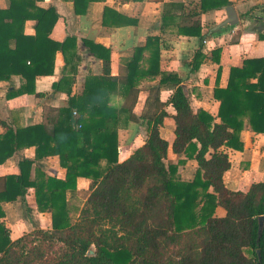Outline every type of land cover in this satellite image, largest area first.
Here are the masks:
<instances>
[{
  "label": "trees",
  "instance_id": "trees-1",
  "mask_svg": "<svg viewBox=\"0 0 264 264\" xmlns=\"http://www.w3.org/2000/svg\"><path fill=\"white\" fill-rule=\"evenodd\" d=\"M9 1V7L0 10V81L14 75L26 80L20 89L10 90V99L36 93V78L52 74L56 53L65 55L76 48V38L68 36L60 43L50 37L59 19L54 7L43 9L36 0ZM72 1L76 13L85 14L92 0ZM232 5L231 0H200L197 15L163 16L164 27L177 24L180 34L197 41L199 49L189 64L192 73L205 58L202 13ZM171 6L184 8V4ZM108 19L106 13L105 24ZM28 20L35 21V35L25 33ZM257 33L264 40L262 30ZM159 44L158 37H150L145 47L137 48L122 78L111 76V50L92 45L104 61V74L87 81L83 96L70 98L68 108L47 116L40 125L15 129L0 120L6 128L0 135V154L34 146L37 158L58 155L66 170L64 179L38 172L31 180L33 162L23 160L19 175L0 177V264H264V220L260 234L264 181L253 183L246 192L229 189L224 174L231 161L223 151V147L242 151L244 130L264 134V58H247L241 67H231L226 87H220L217 79L214 97L220 104L213 115L194 111L181 79L160 71ZM220 54L216 49L214 58L219 60ZM159 76L137 117L133 111L140 79ZM167 83L176 87L162 102L160 86ZM54 85L60 88L61 83ZM119 86L123 96L117 105L111 93ZM169 105L176 112L172 150L184 159L166 165L169 143L160 127ZM122 113L147 124L148 137L119 161ZM190 159L198 167L191 180L183 181L178 169ZM79 178L91 183L74 222L69 194H76ZM31 187L39 211L51 214L52 229L38 228L12 240L2 220V204L24 199ZM218 207L225 210L224 216L216 215Z\"/></svg>",
  "mask_w": 264,
  "mask_h": 264
},
{
  "label": "crops",
  "instance_id": "crops-1",
  "mask_svg": "<svg viewBox=\"0 0 264 264\" xmlns=\"http://www.w3.org/2000/svg\"><path fill=\"white\" fill-rule=\"evenodd\" d=\"M231 1V7L239 18L237 25L219 27L227 18L228 7L202 13V34L205 35L202 53L205 58L199 69L192 73L189 64L199 49L197 41L180 34L177 24L164 27L163 16L178 18L197 15L200 11V0H92L89 1L85 14L76 13L72 0H36L38 7H54L59 14L50 37L60 43L68 36L75 37L76 48H69L65 55L61 51L56 53L54 72L36 78L34 94L26 93L9 99L7 94L10 90L20 89L26 80L20 75L1 80L0 120L15 129L45 123L47 116L68 108L70 98L83 96L89 79L102 78L104 61L95 55L92 45L96 49L103 46L111 50V76L122 78L127 74L126 64L134 56L135 50L145 47L150 37L159 38L160 71L175 74L181 79V85L190 98L193 110L203 109L217 115L220 104L214 97L217 79L220 87H226L231 67H241L247 58H264V40L259 39L257 33L259 29L264 33V0ZM175 3L184 4V8L172 7L171 4ZM9 5V0H0V10L7 9ZM106 13L109 15V24L104 23ZM34 26L35 21L28 20L25 33L35 35ZM219 28L222 31L215 32ZM216 49L221 50L219 60L214 58ZM73 66H76V72L73 71ZM160 78L140 79V93L133 111L137 117L145 109L150 96L149 88L157 86ZM60 83V88H56L54 84ZM175 87L174 83L162 84L160 100L168 101ZM111 94L112 102L120 105L122 86ZM166 111L168 116L160 127V133L169 143L165 160L168 165L178 163L184 156L177 155L172 150L175 139V109L169 105ZM121 119L118 123L119 161H124L145 143L148 125L129 120L127 113L126 118ZM5 129L0 123V135ZM121 130L127 132L122 142L119 133ZM240 136L244 143L242 151L223 147L231 161V168L224 174V182L231 190L246 192L253 183L264 181V134L244 130ZM23 160L33 162L31 180H35L38 172L60 179H64L66 175L58 155L37 158L36 147L32 146L19 149L11 155H7V152L1 153L0 177L19 175V165ZM197 167L195 159L186 160L179 166L178 177L183 181L191 180ZM90 183L89 179L79 178L76 194L85 189L89 191ZM2 207L5 211L2 220L10 229L12 240L38 228L52 229L51 214L39 211L33 187L28 189L24 199L19 197L16 201L3 203ZM220 210L224 209L218 207L216 215L224 216L225 210L223 215Z\"/></svg>",
  "mask_w": 264,
  "mask_h": 264
},
{
  "label": "rangeland",
  "instance_id": "rangeland-1",
  "mask_svg": "<svg viewBox=\"0 0 264 264\" xmlns=\"http://www.w3.org/2000/svg\"><path fill=\"white\" fill-rule=\"evenodd\" d=\"M123 115V116H122ZM121 120H123L124 118H126V113L125 114H121ZM121 135V142L124 140V138L127 136V132H124L123 130H121V132H119ZM87 186V184L85 185ZM89 194V191H87L86 189L83 190L82 192H79L77 194H71L69 196L70 199V204L72 207V219L74 222L78 221L79 219V210L83 207L87 196ZM78 208V209H75ZM220 213L223 215L224 210H220Z\"/></svg>",
  "mask_w": 264,
  "mask_h": 264
},
{
  "label": "water",
  "instance_id": "water-1",
  "mask_svg": "<svg viewBox=\"0 0 264 264\" xmlns=\"http://www.w3.org/2000/svg\"><path fill=\"white\" fill-rule=\"evenodd\" d=\"M226 13H227V18L222 24L219 25V27L234 26L239 23L238 15L233 7L231 6L228 7L226 9ZM263 220H264V216L260 218V234L262 232Z\"/></svg>",
  "mask_w": 264,
  "mask_h": 264
},
{
  "label": "built area",
  "instance_id": "built-area-1",
  "mask_svg": "<svg viewBox=\"0 0 264 264\" xmlns=\"http://www.w3.org/2000/svg\"><path fill=\"white\" fill-rule=\"evenodd\" d=\"M74 114L76 115V114H77V112H74Z\"/></svg>",
  "mask_w": 264,
  "mask_h": 264
}]
</instances>
